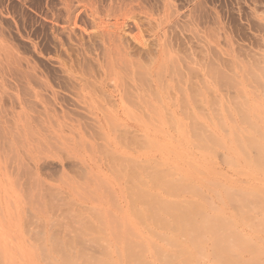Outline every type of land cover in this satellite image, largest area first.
Wrapping results in <instances>:
<instances>
[{"label":"rangeland","instance_id":"rangeland-1","mask_svg":"<svg viewBox=\"0 0 264 264\" xmlns=\"http://www.w3.org/2000/svg\"><path fill=\"white\" fill-rule=\"evenodd\" d=\"M0 264H264V0H0Z\"/></svg>","mask_w":264,"mask_h":264}]
</instances>
